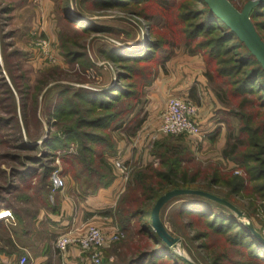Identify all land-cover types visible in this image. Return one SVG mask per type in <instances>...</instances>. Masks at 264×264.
Here are the masks:
<instances>
[{
  "label": "rangeland",
  "instance_id": "obj_1",
  "mask_svg": "<svg viewBox=\"0 0 264 264\" xmlns=\"http://www.w3.org/2000/svg\"><path fill=\"white\" fill-rule=\"evenodd\" d=\"M169 1L178 3L180 0ZM230 1L238 9H242L251 0ZM7 2L14 6V10L9 17L0 18V117L12 120L15 115L14 110H17L18 123L0 125V210H10L11 216L8 214L10 217L7 218H10L9 223L11 224L7 227L10 230H16L20 226L26 229V225L29 228V224L32 225L38 221L41 213H56L63 196L74 202L82 196L102 189L98 188V184L104 181L97 176L98 170L102 168H97V172L93 175L88 170L84 172L81 166L73 167V161H63L66 152L74 154L77 152V144L70 142L62 151L51 147L48 150L42 146L43 141L49 136H57L61 140L65 138L66 127L55 123L54 120L49 122V114L52 113L54 104L61 99H69L71 105L75 103V94L81 90L90 92L113 88L118 81V68L117 64L107 58L106 52L110 49H125L126 46L136 44L141 37L144 43L147 37L157 38L158 30L156 32V29L161 28L162 30L166 25V19L162 9L156 5L158 0H151L147 4L101 8L93 6L91 0H9L0 2V10L8 4ZM66 13H71L77 21L90 22L92 26H99L109 31L92 30L90 33H84L80 31L77 24H72L65 19ZM262 35L264 36V33ZM63 46H65L64 49ZM66 48L70 51L81 52L83 54L81 61H69L64 54ZM168 50L160 55V58L161 56L167 58L165 64L156 67L157 64L152 68L155 72L149 79L151 80L150 86L146 87L143 84L144 78L136 79V82H139L138 85H143L144 95H141L139 106L135 110L137 115L135 121L129 124L126 130L124 127L115 131L110 129L108 132L114 149L106 154L105 159L112 167L110 177L114 178L113 183L118 180L120 185L117 186L116 183L117 201L111 210V221L107 223L106 228H102L104 230L111 231L114 227L120 229L117 223V205L125 197L138 170L149 165L157 167L160 164V157L153 155V152L163 143L173 144L180 139L195 159L191 157L192 161L187 163V168L190 171L198 169L200 177L209 174L213 167L223 172H232L235 176L244 174L236 163L224 160L221 155L216 158L203 157L200 153L203 150L204 139H197L186 134L160 132V116L166 106L160 109L158 115H155L157 110L151 98V91L172 62L188 54L184 47ZM188 82H191L190 79ZM216 88L207 81L206 89L214 97ZM23 91L31 95L28 99L27 114L30 117L28 127L24 124L20 105ZM36 94L37 109L31 104ZM187 101L197 107L198 118L201 109V104L198 103L201 98ZM220 108L218 104L217 109L215 111L213 109L212 112L222 125L226 143L229 130L228 125L222 122L225 115L221 113ZM227 119L234 128L238 127L237 120ZM138 122H141V125L136 129ZM22 140L38 147L32 151L19 150L18 146L23 142ZM125 140L139 146L141 151L139 159L126 160V178L125 174L115 165L116 162H125L123 151L121 154L118 153L121 142L125 143ZM143 154L147 157L151 156L152 160L148 163L147 160L143 161ZM26 158L34 163L27 162ZM48 168L58 171L64 178L67 183L64 191L53 190L47 173ZM28 171L35 172L22 179V174ZM112 184L103 189H108ZM239 202L245 209L232 205L242 213V217L232 210L231 212L245 228L249 231H251L249 227L253 228L264 239L263 210L257 208L255 212L252 211L250 200L240 198ZM0 214L2 216L7 212H0ZM175 214V206L172 204L163 212L162 222L169 233L179 239L175 247L176 253L191 264H212L209 260L211 254L208 245L213 244L214 252L218 253L222 247H227L228 243L221 239L222 237L216 236H210L208 240H197L196 236L205 232L207 226L202 222L178 219ZM146 221L152 226L151 218H147ZM144 222L145 220L143 223L133 220L132 229L129 232L121 231L123 234L121 239L102 248L100 264L107 262V264H114L127 253L128 246L130 251L134 245H139L144 237L137 230ZM0 235L4 236L5 230L1 229ZM87 257L90 258L89 255ZM245 262V254L235 253L230 264H244Z\"/></svg>",
  "mask_w": 264,
  "mask_h": 264
},
{
  "label": "trees",
  "instance_id": "obj_2",
  "mask_svg": "<svg viewBox=\"0 0 264 264\" xmlns=\"http://www.w3.org/2000/svg\"><path fill=\"white\" fill-rule=\"evenodd\" d=\"M150 1L91 0V3L101 8L147 4ZM7 3V5L3 4L6 6L0 10L1 19L9 17L14 10V6ZM156 5L162 9L166 19V25L162 30L156 29L157 38L147 37L144 43L141 37L136 44L126 46L125 49L107 51V58L117 64L116 85L109 90L90 92L81 90L75 94V103L72 105L69 99H61L55 103L48 121L54 120L55 123L66 127L65 138L61 140L57 136H49L43 141L42 146L48 150L51 147L62 151L70 142H74L78 145L77 152L75 154L66 152L63 161H73V167L81 166L84 172L88 170L93 175L97 172V168H102L98 170L97 176L104 182L98 184L101 186L98 188H107L114 181V178L110 177L112 167L105 159L106 154L114 149L108 132L110 129L115 131L124 127L126 130L128 125L135 121L137 117L135 110L139 106L141 95H144V92L142 93L144 87L138 85L136 79L142 77L145 80L143 84L146 87L150 86L149 79L155 72L152 68L157 64L156 67L163 66L167 59L162 56L160 58V55L168 52V49L184 47L188 54L202 56L205 77L209 84L217 87L215 97L221 107V113L225 115L222 122L228 125L229 130L221 156L224 160L236 163L244 174L235 176L232 172H223L213 167L209 174L200 177L198 169L193 168L195 170L190 171L187 168V163L191 162L193 157L189 148L183 145L180 139L176 143H163L156 147L153 155L160 157V164L157 167L149 165L138 170L125 197L116 208L117 223L120 225L118 226L125 233L132 229L133 220L138 223H143L145 220L137 230L144 238L130 251L128 246L127 253L114 264H191L178 255L174 248L168 247L146 221L147 218H151V210L157 200L167 192L203 191L245 209L239 202V199L243 198L251 201L252 211L255 212L260 208L264 212V70L262 66L237 36L210 11L203 0H180L178 3L158 0ZM65 19L77 24L84 33H90L92 30L109 31L99 26H92L90 22L77 21L71 13H66ZM251 20L264 41L263 6L254 9ZM64 54L69 61L79 62L83 57L81 52L70 51L69 48L65 49ZM30 97L27 91L21 93L20 105L24 124L27 127L30 118L27 114ZM37 98L36 94L31 102L36 109ZM14 113L12 120L0 117V125L18 123L17 110H14ZM75 116L77 117L73 118ZM226 117L237 120L238 127L234 128ZM140 125L141 122H138L136 129ZM219 134L220 129H217L211 139L214 140ZM22 141L18 146L19 150L32 151L38 147L30 145L26 140ZM32 142L36 141L32 140ZM26 159L27 162L34 163ZM34 172L28 171L22 174V179ZM53 172V169H47L49 180ZM172 204L175 206V215L178 219L202 222L207 226L205 232L196 236L197 240H208L210 236H216L222 237L221 239L228 243V246L222 247L218 253L214 252L213 244L208 245L211 254L209 260L212 264H230L235 253L245 254L244 264H264V242L245 228L226 206L198 195H183L173 199L163 208L161 220L163 212Z\"/></svg>",
  "mask_w": 264,
  "mask_h": 264
},
{
  "label": "crops",
  "instance_id": "obj_3",
  "mask_svg": "<svg viewBox=\"0 0 264 264\" xmlns=\"http://www.w3.org/2000/svg\"><path fill=\"white\" fill-rule=\"evenodd\" d=\"M204 72L205 66L200 55L187 54L182 59L176 58L167 71L162 73L161 79H158L151 91V98L157 110L155 115H158L160 109H164L171 98L193 101L201 98L198 103L201 104V109L197 122L201 126L202 136L197 139H204V144L200 154L206 158H216L220 157L225 145L224 131L212 112L217 109L218 102L206 89L207 79ZM189 79L191 82H188ZM217 129H220V134L212 140L211 137ZM121 151L127 161L137 160L141 156L140 147L126 140L125 143L121 142L118 153L121 154ZM143 156V161L147 160V163L152 160L151 156ZM116 183L108 189H99L90 195L82 196L74 202L63 196L56 213H41L38 221L29 224V228L25 224L26 229L20 226L16 230H10L7 227L11 224L10 218L1 217L0 230H5V235H0V264H21L22 258L27 259L25 264H93L89 257L74 250L67 254L59 253L55 249V238L78 226L96 225L106 228L107 223L111 221L110 212L117 201ZM9 211L0 210L11 216Z\"/></svg>",
  "mask_w": 264,
  "mask_h": 264
},
{
  "label": "built area",
  "instance_id": "obj_4",
  "mask_svg": "<svg viewBox=\"0 0 264 264\" xmlns=\"http://www.w3.org/2000/svg\"><path fill=\"white\" fill-rule=\"evenodd\" d=\"M197 115L198 109L191 102L181 98H171L160 116V132L164 134H186L198 138L202 136V129L197 122ZM126 164V160L115 164L125 174V178ZM116 182L117 186L120 185V181L117 180ZM50 183L53 190L57 192L64 191L67 187L66 181L58 171L51 174ZM8 214H2V216L7 218ZM2 216L0 215V218ZM122 237L121 230L116 227L109 231L96 225L78 226L60 234L54 245L61 254H67L74 250L82 256L89 255L93 264H100V250ZM26 261V258H22L20 263L25 264Z\"/></svg>",
  "mask_w": 264,
  "mask_h": 264
},
{
  "label": "water",
  "instance_id": "obj_5",
  "mask_svg": "<svg viewBox=\"0 0 264 264\" xmlns=\"http://www.w3.org/2000/svg\"><path fill=\"white\" fill-rule=\"evenodd\" d=\"M203 2L207 5L210 11L237 36L239 41L245 45L264 70V41L251 20L252 12L257 7L264 6V0L248 1L242 9H238L230 0H203ZM183 195H198L211 199L226 206L239 217H242V213L231 203L207 192L194 190H173L167 192L155 203L151 212V220L152 228L155 233L170 248L175 249L179 239L174 238L166 229L161 220V212L173 199ZM249 229L259 240L264 242L263 237L253 230V228L249 227Z\"/></svg>",
  "mask_w": 264,
  "mask_h": 264
}]
</instances>
